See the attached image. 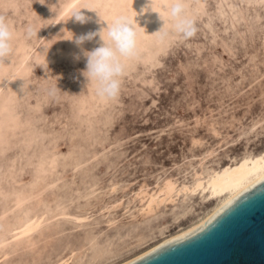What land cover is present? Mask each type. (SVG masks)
Returning a JSON list of instances; mask_svg holds the SVG:
<instances>
[{"label": "rangeland", "instance_id": "obj_1", "mask_svg": "<svg viewBox=\"0 0 264 264\" xmlns=\"http://www.w3.org/2000/svg\"><path fill=\"white\" fill-rule=\"evenodd\" d=\"M174 2L0 0L16 36L0 64V264L123 262L210 207L196 195L190 213L183 193L145 217L141 190L264 149V0H183L197 27L188 40L171 31ZM85 7L97 13L81 9V24L72 15ZM122 15L137 24L139 54L119 97L102 100L83 75V50L100 37L69 39H106ZM179 206L189 211L176 221Z\"/></svg>", "mask_w": 264, "mask_h": 264}, {"label": "water", "instance_id": "obj_2", "mask_svg": "<svg viewBox=\"0 0 264 264\" xmlns=\"http://www.w3.org/2000/svg\"><path fill=\"white\" fill-rule=\"evenodd\" d=\"M127 264H264V176L204 224Z\"/></svg>", "mask_w": 264, "mask_h": 264}, {"label": "clouds", "instance_id": "obj_3", "mask_svg": "<svg viewBox=\"0 0 264 264\" xmlns=\"http://www.w3.org/2000/svg\"><path fill=\"white\" fill-rule=\"evenodd\" d=\"M81 9H93L85 7L73 12L72 17L75 18V21L84 24L88 22L89 18ZM148 9L151 10L150 0ZM169 18L172 21L171 31L182 39L188 40L196 35L195 20L185 14L183 0H175L171 5ZM135 21L137 20L135 19ZM106 27V39L101 37L99 31L73 36L69 40L74 41L77 46L82 48L86 41H91L96 36L100 37L102 43L99 47L91 51L82 49L86 57V70L83 75L87 78V81L94 82L96 95L100 99L115 100L120 95L123 79L128 69V61L135 59L139 54L138 30L133 18L123 15L113 19L111 24ZM159 32V38L162 41L169 36V31L159 30ZM37 34L35 28L31 26L26 28L24 33L26 39H32ZM15 39L16 36L12 26L4 16L0 15V64L10 61L14 53ZM52 94H55V89L52 90Z\"/></svg>", "mask_w": 264, "mask_h": 264}, {"label": "bare ground", "instance_id": "obj_4", "mask_svg": "<svg viewBox=\"0 0 264 264\" xmlns=\"http://www.w3.org/2000/svg\"><path fill=\"white\" fill-rule=\"evenodd\" d=\"M262 176H264V149L260 151H250L240 158H232L220 167L211 169L203 167L201 170H196L189 183L184 182L179 184V182L172 176V178L167 177L165 182H163V185L153 192H150L148 189H143L141 192L139 191V195L142 197L144 205L142 209L146 214L145 217L156 215L157 212H159L158 209L165 203L176 205L177 198L183 193L190 194V213L194 210V205L191 204V199L196 195L200 196L203 202L210 203V207H208L207 210H204L202 215H199L189 226H181L180 229H177V232L171 235L166 234V226L161 232V236H163L162 240L159 242L157 241V243L151 247L118 264H127L204 224L213 215L239 196L251 183ZM177 208H182L180 213H175L174 216L175 220L179 221L181 216H184L189 211V208H185L184 206H179ZM42 219L43 217H40L35 221H29V223L23 224L26 227L25 230L22 225L19 228L23 227L21 228L23 230L18 233L26 234V232L36 230L41 224ZM153 238L154 237H151V239L148 237H142L139 239V243L141 246H145L153 240ZM2 242L3 240L0 241V243ZM61 264H70V261L67 259Z\"/></svg>", "mask_w": 264, "mask_h": 264}]
</instances>
